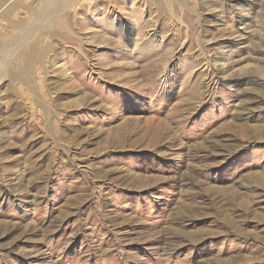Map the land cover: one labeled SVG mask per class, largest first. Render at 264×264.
<instances>
[{
    "label": "rangeland",
    "instance_id": "1",
    "mask_svg": "<svg viewBox=\"0 0 264 264\" xmlns=\"http://www.w3.org/2000/svg\"><path fill=\"white\" fill-rule=\"evenodd\" d=\"M0 264H264V0H0Z\"/></svg>",
    "mask_w": 264,
    "mask_h": 264
}]
</instances>
